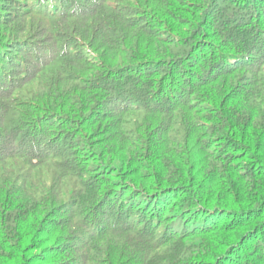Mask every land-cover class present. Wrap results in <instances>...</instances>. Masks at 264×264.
I'll return each mask as SVG.
<instances>
[{
    "label": "trees",
    "instance_id": "1",
    "mask_svg": "<svg viewBox=\"0 0 264 264\" xmlns=\"http://www.w3.org/2000/svg\"><path fill=\"white\" fill-rule=\"evenodd\" d=\"M0 264H264V0H0Z\"/></svg>",
    "mask_w": 264,
    "mask_h": 264
}]
</instances>
